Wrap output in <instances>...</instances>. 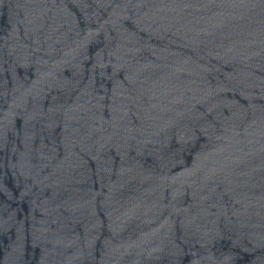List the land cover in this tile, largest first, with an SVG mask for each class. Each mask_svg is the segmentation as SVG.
<instances>
[{
  "label": "water",
  "instance_id": "1",
  "mask_svg": "<svg viewBox=\"0 0 264 264\" xmlns=\"http://www.w3.org/2000/svg\"><path fill=\"white\" fill-rule=\"evenodd\" d=\"M0 264H264V0H0Z\"/></svg>",
  "mask_w": 264,
  "mask_h": 264
}]
</instances>
